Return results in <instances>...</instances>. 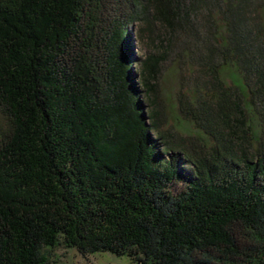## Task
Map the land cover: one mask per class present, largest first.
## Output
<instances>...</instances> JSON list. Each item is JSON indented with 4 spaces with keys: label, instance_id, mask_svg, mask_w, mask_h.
<instances>
[{
    "label": "trees",
    "instance_id": "1",
    "mask_svg": "<svg viewBox=\"0 0 264 264\" xmlns=\"http://www.w3.org/2000/svg\"><path fill=\"white\" fill-rule=\"evenodd\" d=\"M57 248L264 264V0H0V264Z\"/></svg>",
    "mask_w": 264,
    "mask_h": 264
},
{
    "label": "rangeland",
    "instance_id": "2",
    "mask_svg": "<svg viewBox=\"0 0 264 264\" xmlns=\"http://www.w3.org/2000/svg\"><path fill=\"white\" fill-rule=\"evenodd\" d=\"M131 35L129 47L136 58H145L156 51L158 43H154L155 40L152 41L151 38L148 39L143 36L140 27L132 29ZM166 66L161 79L162 89L165 91V103L167 104L165 106V113L167 114L165 123L168 122L181 133L184 130V133L188 134L191 129L187 125L181 124V116L176 110L175 95L179 88L178 76L172 71V66ZM51 259L57 264H135L128 257H117L111 253H95L84 257L75 249L64 250L63 248L53 250Z\"/></svg>",
    "mask_w": 264,
    "mask_h": 264
}]
</instances>
